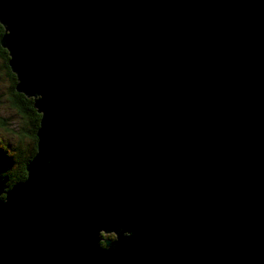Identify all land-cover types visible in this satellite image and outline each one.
I'll use <instances>...</instances> for the list:
<instances>
[{"label":"water","instance_id":"water-1","mask_svg":"<svg viewBox=\"0 0 264 264\" xmlns=\"http://www.w3.org/2000/svg\"><path fill=\"white\" fill-rule=\"evenodd\" d=\"M0 23L40 114L26 178L0 175V264H264V0H0Z\"/></svg>","mask_w":264,"mask_h":264},{"label":"trees","instance_id":"trees-1","mask_svg":"<svg viewBox=\"0 0 264 264\" xmlns=\"http://www.w3.org/2000/svg\"><path fill=\"white\" fill-rule=\"evenodd\" d=\"M3 33L4 27L0 23V38ZM0 57H2L0 72L6 71L7 78L11 83L8 94L9 105L18 111L21 120H23L22 130L17 131L14 129L12 131L8 127L7 121L0 116V128H2V132H5V138H0V147H2L0 148V175L9 176L10 184H12L26 178L25 165L35 154L36 150V130L39 125L40 114L33 106V98L26 97L15 90L16 79L9 69L7 50L1 45ZM12 98L16 99V103L9 101ZM6 132L16 135V140L10 141L9 138L6 139ZM102 235L107 237L104 233Z\"/></svg>","mask_w":264,"mask_h":264},{"label":"rangeland","instance_id":"rangeland-1","mask_svg":"<svg viewBox=\"0 0 264 264\" xmlns=\"http://www.w3.org/2000/svg\"><path fill=\"white\" fill-rule=\"evenodd\" d=\"M1 61H2V58L0 57V63H1ZM3 79H4V75L0 72V80H3ZM4 85H7V81H5V80L3 82L0 81V91L3 90L2 88H3ZM11 113L12 112H10V109L8 108L7 105L0 107V115L3 118L8 117ZM10 119L5 118V120H7L8 127L11 128L12 131L14 129L17 130V131L22 130L21 126L23 124V120H21L20 116H13ZM0 132H2V128H0ZM8 138H9L10 141H13V140L15 141L16 140V135H13L11 133H7L6 132V139H8ZM24 146H26V145H24ZM1 176H5V175H1ZM6 177H8V176H6ZM106 235H107L108 238H114V234L113 233H107Z\"/></svg>","mask_w":264,"mask_h":264},{"label":"flooded vegetation","instance_id":"flooded-vegetation-1","mask_svg":"<svg viewBox=\"0 0 264 264\" xmlns=\"http://www.w3.org/2000/svg\"><path fill=\"white\" fill-rule=\"evenodd\" d=\"M2 58V57H1ZM1 73L4 75V79L3 80H0L1 82H3L4 80L5 81H7V85H4L3 86V90L2 91H0V97H1V101L0 102H2V103H0V107L1 106H5V105H7L8 106V108L10 109V112H12L8 117H5V118H7V119H10V118H12L13 116H20V114L18 113V111L16 110V109H14L13 107H11L10 105H9V102H8V94H9V91H10V81H9V79L7 78V72L6 71H1ZM12 73V72H11ZM9 101H14L15 103H16V99L15 98H12L11 100L9 99ZM13 114V115H12ZM1 116V115H0ZM2 117V116H1ZM3 118V117H2ZM4 118V119H5ZM11 120V119H10ZM9 120V121H10ZM7 121V120H6ZM5 138V132H0V138ZM5 140V139H4ZM5 143H6V140H5ZM0 148H2V147H0ZM10 178H9V176H8V181H7V186L8 187H10L11 186V184H10Z\"/></svg>","mask_w":264,"mask_h":264}]
</instances>
